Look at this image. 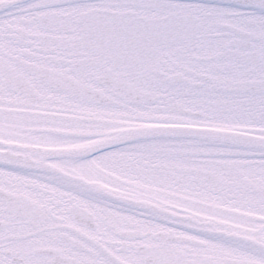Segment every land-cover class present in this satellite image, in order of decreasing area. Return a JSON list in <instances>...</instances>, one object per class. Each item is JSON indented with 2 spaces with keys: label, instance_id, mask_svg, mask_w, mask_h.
I'll return each mask as SVG.
<instances>
[{
  "label": "snow or ice",
  "instance_id": "snow-or-ice-1",
  "mask_svg": "<svg viewBox=\"0 0 264 264\" xmlns=\"http://www.w3.org/2000/svg\"><path fill=\"white\" fill-rule=\"evenodd\" d=\"M0 264H264V0H0Z\"/></svg>",
  "mask_w": 264,
  "mask_h": 264
}]
</instances>
